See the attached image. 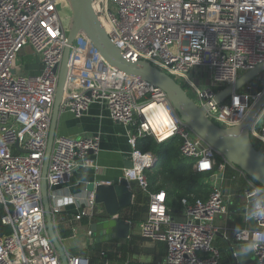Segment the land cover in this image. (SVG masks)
<instances>
[{
  "label": "built area",
  "instance_id": "obj_1",
  "mask_svg": "<svg viewBox=\"0 0 264 264\" xmlns=\"http://www.w3.org/2000/svg\"><path fill=\"white\" fill-rule=\"evenodd\" d=\"M90 1L111 42L126 59L147 61L172 76L218 126L241 124L264 94L263 71L253 84L246 83L220 103L215 100L219 91L264 62V0ZM63 9L69 17L67 27ZM69 25L66 0H0V205L1 222L11 229L0 237V264H62L46 228L41 169ZM25 48L38 55L40 73H26L18 64ZM255 81L261 83L257 91ZM94 102L103 104L112 119L129 128L131 166L123 169V178L129 188L134 183L148 196L146 217L138 223V231L142 238L165 244L162 264H221L213 245V220L228 212L221 189L227 166L245 177L242 195L255 225L237 230L234 239L250 240L255 258L264 264V187L184 124L163 91L109 66L87 37L79 34L70 46L59 112L80 117ZM249 133L264 154V105ZM146 136L158 143L178 136L180 153L193 159V169L210 173L205 200L181 199L182 220L168 213L163 190H149L145 172L155 157L138 148L139 139ZM99 141V134L74 138L55 133L46 170L53 223L61 199L59 187L76 168H97L94 156ZM85 199L78 217L95 214L93 192ZM87 236L92 244L90 230ZM65 258L67 264H90L87 256L67 250Z\"/></svg>",
  "mask_w": 264,
  "mask_h": 264
},
{
  "label": "water",
  "instance_id": "obj_2",
  "mask_svg": "<svg viewBox=\"0 0 264 264\" xmlns=\"http://www.w3.org/2000/svg\"><path fill=\"white\" fill-rule=\"evenodd\" d=\"M66 1L70 9V25L62 59L57 68L58 79L41 169V193L46 228L49 239L57 250L62 264H67L65 248L58 239L52 219L47 195L46 170L53 137L56 133L59 107L66 87L70 46L79 34L87 37L109 66L123 74L152 83L163 91L171 108L184 124L218 154L224 156L228 162L264 187V154L253 145L249 133L258 112L264 105V94L253 104L241 124L232 128L220 127L206 116L205 107L198 106L186 89L172 76L147 61L134 62L126 59L111 42L94 13L90 0ZM263 71L264 62L244 72L232 85L226 86L216 94V102H222L246 83L253 84L254 79ZM22 73L19 71V74ZM92 191L94 202L99 206L89 227L93 238L92 247L106 241L127 239L130 234L131 222L121 217V212L132 204L134 198V193L127 186V181L122 177L117 183H96Z\"/></svg>",
  "mask_w": 264,
  "mask_h": 264
},
{
  "label": "crops",
  "instance_id": "obj_3",
  "mask_svg": "<svg viewBox=\"0 0 264 264\" xmlns=\"http://www.w3.org/2000/svg\"><path fill=\"white\" fill-rule=\"evenodd\" d=\"M25 49L30 50L34 55V61L27 66V69L23 68V71L30 74L40 73L42 65L38 55L30 48ZM128 130L127 126L112 119L106 107L98 102L91 103L80 117H75L68 111L59 112L56 124L57 134L74 138L84 134H99L100 136L99 152L94 156L97 168L78 167L73 171L69 180L59 187L61 199L58 201L59 206L54 224L65 250L71 253L78 254L92 247L93 243H89L87 231L90 230V224L94 220L93 216L78 217V214L85 208V198L93 192V186L96 183H117L122 179L123 169L129 167L130 164ZM222 176L221 189L228 212L213 220V226L216 228L213 245L219 251L220 262L221 264H259L252 249V242L250 240L239 242L234 239V233L237 230L255 226L250 217V208L246 206L242 195V188L246 184L245 177L229 166L222 171ZM209 179L210 176L205 181L210 185ZM130 188L133 193L137 194L139 201L138 207L133 208L135 200L133 198L132 204L121 212V217L131 222L129 237L124 240H112L98 244L111 243L116 246L122 241L127 243L129 255L123 264H162L166 254L165 244L142 238L138 231V223L146 217L148 196L134 183ZM70 196H76L78 199L72 201ZM98 208V205L94 207V213ZM174 219L182 220V212L175 214ZM85 220L87 222H84ZM60 227L68 231L69 235L62 238L58 232ZM233 251L236 252L235 257L232 255ZM86 255L91 259L90 264H100V258L91 251H88Z\"/></svg>",
  "mask_w": 264,
  "mask_h": 264
},
{
  "label": "trees",
  "instance_id": "obj_4",
  "mask_svg": "<svg viewBox=\"0 0 264 264\" xmlns=\"http://www.w3.org/2000/svg\"><path fill=\"white\" fill-rule=\"evenodd\" d=\"M256 83L257 81H255ZM180 143L181 140L178 136H173L160 143L156 142L152 136H146L138 141V148L141 151H148L155 157L154 164L145 172L149 190L152 192L163 190L165 192L166 207L173 218H175V214L182 212V198H187L190 201L196 198L205 200L210 191V186L205 181L209 178L210 173L195 171L193 169V159L180 153ZM216 159L219 162L220 156L217 155ZM134 199L133 208L138 207L137 203L139 201L135 192ZM3 214L4 211L0 205V237L9 234L11 231L8 225L1 222ZM84 222L87 221L85 220ZM60 228L58 232L62 238L69 235L68 231L62 230V227ZM88 251L100 258V264L105 262L108 264H123L127 261L129 255V245L123 241L116 246L111 243L96 244L95 247H88ZM88 251L85 250L78 254L85 256ZM72 253L77 254L76 252Z\"/></svg>",
  "mask_w": 264,
  "mask_h": 264
},
{
  "label": "rangeland",
  "instance_id": "obj_5",
  "mask_svg": "<svg viewBox=\"0 0 264 264\" xmlns=\"http://www.w3.org/2000/svg\"><path fill=\"white\" fill-rule=\"evenodd\" d=\"M65 9H66V12L69 14L68 8H65ZM65 9H63V11H61V16L63 18L62 19L63 25L65 27H67L68 26V23H69V17L67 18V16H66L67 14L65 12ZM21 54H20V57L18 58L17 62H18V64H20V66L22 68H25L26 67V69H27V66L30 65V64H32V62L34 61V55L28 49H24ZM259 88H261V83L260 82H257L256 85H255V90L257 91Z\"/></svg>",
  "mask_w": 264,
  "mask_h": 264
},
{
  "label": "snow or ice",
  "instance_id": "obj_6",
  "mask_svg": "<svg viewBox=\"0 0 264 264\" xmlns=\"http://www.w3.org/2000/svg\"><path fill=\"white\" fill-rule=\"evenodd\" d=\"M207 166H208L207 164L204 165V167H207Z\"/></svg>",
  "mask_w": 264,
  "mask_h": 264
},
{
  "label": "bare ground",
  "instance_id": "obj_7",
  "mask_svg": "<svg viewBox=\"0 0 264 264\" xmlns=\"http://www.w3.org/2000/svg\"><path fill=\"white\" fill-rule=\"evenodd\" d=\"M67 2V1H66ZM167 115V114H166Z\"/></svg>",
  "mask_w": 264,
  "mask_h": 264
}]
</instances>
